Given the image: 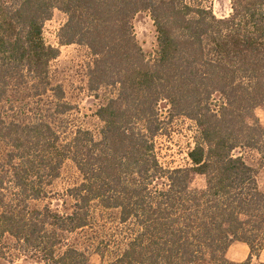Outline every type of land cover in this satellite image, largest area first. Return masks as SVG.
<instances>
[{
    "label": "trees",
    "instance_id": "obj_1",
    "mask_svg": "<svg viewBox=\"0 0 264 264\" xmlns=\"http://www.w3.org/2000/svg\"><path fill=\"white\" fill-rule=\"evenodd\" d=\"M229 4L218 19L210 0H0V255L232 264L226 252L242 243L241 264L259 256L264 191L243 154L264 166V0ZM55 11L66 18L58 46L89 52L96 132L75 125L52 79L59 50L43 28ZM141 12L155 29L151 58L134 35ZM176 119L193 128L187 165L165 168L156 140ZM66 163L77 178L56 193Z\"/></svg>",
    "mask_w": 264,
    "mask_h": 264
},
{
    "label": "rangeland",
    "instance_id": "obj_2",
    "mask_svg": "<svg viewBox=\"0 0 264 264\" xmlns=\"http://www.w3.org/2000/svg\"><path fill=\"white\" fill-rule=\"evenodd\" d=\"M210 6L216 18H225L230 13L229 0H210ZM65 16L55 11L51 20L46 22L43 28V37L47 45L58 48L59 56L51 64L52 79L60 84L65 93V100L73 108L72 120L76 126L96 132L99 127L95 117L97 108L101 105L102 99L96 98L88 91L87 71L91 58L86 48L70 45L58 46L57 32L65 22ZM135 39L146 57H152L157 49L156 34L150 17L147 13L137 14L132 21ZM163 114L167 107L162 104ZM256 116L264 127V111L256 109ZM193 128L191 123L184 119H176L167 127V132L157 138L156 151L160 163L165 168H176L187 165L186 153L191 145ZM243 157L247 164L258 170L257 183L261 191H264V166L259 156L254 152H246ZM77 178L76 171L70 163H66L61 172L60 178L54 183L53 191L62 193ZM204 180L195 177L191 184L192 189H202ZM69 205V202H67ZM62 202L54 200L52 207L61 209ZM1 252V249H0ZM5 255H0V264H43L37 260L18 254L3 251ZM1 254V253H0ZM13 254V255H12ZM92 264H99V258L92 256ZM231 263V262H230ZM234 264V263H232ZM250 264H260L251 262Z\"/></svg>",
    "mask_w": 264,
    "mask_h": 264
},
{
    "label": "crops",
    "instance_id": "obj_3",
    "mask_svg": "<svg viewBox=\"0 0 264 264\" xmlns=\"http://www.w3.org/2000/svg\"><path fill=\"white\" fill-rule=\"evenodd\" d=\"M249 255L248 247L242 243H234L230 246L226 252V260L234 264H241L246 261ZM257 262L264 264V250L259 254L257 258H254L251 262Z\"/></svg>",
    "mask_w": 264,
    "mask_h": 264
}]
</instances>
